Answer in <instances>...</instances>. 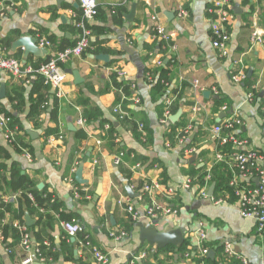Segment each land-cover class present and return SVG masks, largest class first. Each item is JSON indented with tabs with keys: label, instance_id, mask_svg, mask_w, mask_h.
Masks as SVG:
<instances>
[{
	"label": "crops",
	"instance_id": "1",
	"mask_svg": "<svg viewBox=\"0 0 264 264\" xmlns=\"http://www.w3.org/2000/svg\"><path fill=\"white\" fill-rule=\"evenodd\" d=\"M96 1L99 14L88 23L92 30L90 50L63 65L65 72L78 71L82 82L76 83L66 73V82L56 91L46 87L40 77L33 76L28 82L0 72V89L2 85L6 87V97L0 98V115L14 121L16 132L26 144L25 153L33 158L28 160L15 143L7 141L0 128V161L8 170L20 169L37 190L45 191L60 206L58 212L42 209L45 215L54 217L52 226H47L45 219L42 227L54 241H49V250L58 253V259L42 262L34 256L32 264H98L84 246L87 239L109 256V264H131L142 252L147 256L137 264H203L206 260L219 263L226 245L232 246L236 261L243 258L249 264H264V233L258 232L255 220L241 216L229 187L231 163L216 162L222 148L213 135L216 125L231 116L239 117L243 122L239 136L264 154V0H232L235 17L228 26L227 57H221L212 45L208 13L212 0ZM134 3L135 20L127 28L124 15ZM182 11L189 16L180 17ZM81 15L78 0H0V52L24 65H40L64 47L77 43ZM154 17L171 34L170 44L175 49L154 39ZM254 32L262 37L261 42L253 39ZM24 36L36 37L40 47L42 39L51 42L45 48L47 55L30 54L26 60L24 49L13 51L12 43ZM101 55H107V61ZM237 61L245 73L239 83L232 78ZM159 68L166 69L171 78L164 92L154 89L151 71ZM121 72L125 73L122 79L135 85L133 94L139 103L132 101L131 109L135 120L147 126L145 139H137L114 114L119 91L112 87V79L120 78ZM250 93L254 95L252 100ZM169 101L171 107H178L172 116L180 110L182 115L176 123L170 120L163 124ZM56 103L58 123L51 117ZM94 109L102 113L95 120ZM80 119H86L85 126L78 125ZM101 120L108 121L103 129ZM111 124L120 136L118 146L106 143ZM188 128L189 141L177 143ZM52 129H58L61 137L48 133ZM167 143H172L173 148H168ZM78 146H82L83 153L76 164L73 151ZM191 147L196 148L193 155L187 153ZM121 152L125 157L121 165H116L114 157ZM88 154L84 174L88 184L81 185L75 176ZM208 173L211 179L203 180ZM189 181V187H185ZM153 184L158 187L149 195L145 185ZM213 184V197L227 199L228 203L217 205L201 196L203 190L210 193ZM128 186L138 198L129 196ZM76 188L81 190V199L75 196ZM171 188L179 190L170 194ZM3 200L13 206L0 226V264H23L27 253L12 232L19 229L17 224L27 227L16 217L17 194L8 193ZM120 201H130L141 213L155 201L162 207L177 209L179 214L134 220ZM65 217L79 223L81 230L76 237H69L63 230L61 223L69 221ZM201 224L207 233L205 244L198 237ZM39 229L36 224L33 231ZM171 230V243L164 247L152 243ZM121 231L127 236L116 241L111 234ZM180 236L184 237L182 243L176 241ZM205 245L215 251L214 260L202 256Z\"/></svg>",
	"mask_w": 264,
	"mask_h": 264
},
{
	"label": "built area",
	"instance_id": "2",
	"mask_svg": "<svg viewBox=\"0 0 264 264\" xmlns=\"http://www.w3.org/2000/svg\"><path fill=\"white\" fill-rule=\"evenodd\" d=\"M82 15L77 22V28L80 31V36L77 43L74 46L67 47L64 50L56 52L50 56L48 60L40 65H24L21 61L7 57L0 52V72L6 71L25 81H30L31 77H40L45 81V84L53 90L60 91L61 87L67 80V74L63 69V65L72 58L82 57L85 51L90 47L92 39V30L88 23L93 21L99 14V8L96 0H78ZM208 13L211 17V33H212V45L214 49L219 53L221 57H227L229 54V42L230 33L228 26L234 20V13L232 11V0H212ZM189 16L187 11H182L180 17L187 18ZM154 39L162 43H166L169 48H172L171 34L167 31L166 27L160 22L158 17H154ZM253 39L255 41H262V37L254 32ZM41 47L46 48L51 45V42L47 40H40ZM176 47H173L175 49ZM161 65V62L159 63ZM240 61L234 63V70L232 71V78L235 82H241L245 79V73L242 69H239ZM125 76L124 72L120 73V78ZM149 80L152 81V76L149 75ZM132 89H135V85H132ZM252 93L249 94V99L252 100L254 97ZM126 99V97H124ZM134 104H138L139 100L133 98ZM172 102L169 101L164 112L162 123H169ZM228 107L225 105L223 111H227ZM114 113L119 115L121 119L125 117H131L130 113L123 108L122 103L114 108ZM264 117V106L262 108ZM139 130L142 132L143 139L146 138L147 132L145 124L136 121ZM87 123L86 119H80L78 121L79 126H85ZM12 120L9 117L0 115V128L5 132V138L11 143H15V132L16 130L11 127ZM243 125L242 120L239 117L231 116L222 123L216 125L213 129L214 137L219 141L220 150L217 153L216 162H225L227 160L231 163L233 170V177L229 182V187L233 191L235 203L240 209L241 216L246 219H253L257 223V230L259 233H264V154L254 148H251L248 140L239 136V130ZM190 129H186L178 138L177 143L183 144L189 141ZM100 144V143H99ZM168 148H173L172 143H167ZM228 149V150H224ZM196 152L195 147L188 148L187 153L193 155ZM25 157L32 161V156L29 152L25 153ZM125 153L121 152L114 157L116 165H121ZM96 164V163H95ZM94 164V165H95ZM94 168V167H93ZM203 180L208 181L211 179V175L208 173L203 175ZM190 181L185 185L189 187ZM158 187L157 184L145 185L144 191L151 195L153 191ZM179 188H171L168 192L175 194ZM80 189L76 188L75 196L81 199ZM203 198L213 201L215 204L228 203L227 199H216L210 196L207 190L201 192ZM32 198V196H31ZM120 201L121 205L126 204L125 209L132 215L134 220L140 218H148L150 220L158 218L160 215H173L177 216L179 211L174 208L162 207L155 201L151 202V205L144 213L136 211L130 201ZM62 228L69 237H76L81 230L79 223L76 220L63 221ZM22 233L21 246L26 251L27 256L23 261V264H32L34 256L39 258L40 261L46 262L47 258L42 255V251L37 243H34L33 237L27 227L16 225ZM198 231V237L202 244L207 241V233L203 228V224L200 225ZM1 235V233H0ZM111 236L116 240L120 241L127 236V233L121 231L119 233L112 232ZM46 247L51 246V242L45 241ZM84 246L88 247L95 260L98 264H109V256L104 253L101 248L95 246L90 240L84 242ZM10 252V251H9ZM202 256L205 258L209 255L210 249L208 247H202ZM225 254L227 260L219 263H211L205 261L203 264H249L246 259H237V263L232 262V258L235 257L231 245H226ZM147 256L145 252H142L137 259L133 260L131 264H137V261Z\"/></svg>",
	"mask_w": 264,
	"mask_h": 264
},
{
	"label": "trees",
	"instance_id": "3",
	"mask_svg": "<svg viewBox=\"0 0 264 264\" xmlns=\"http://www.w3.org/2000/svg\"><path fill=\"white\" fill-rule=\"evenodd\" d=\"M125 9L119 10V13L124 11ZM90 47L85 51H89L91 48ZM64 47L63 49H65ZM62 49V50H63ZM153 78H154V89L157 92H164L167 88L168 83H170L171 78L169 76V73L166 69L164 68H159L156 70L151 71ZM44 81V80H43ZM133 83L131 81L124 80L122 78H117L113 77L112 79V87L117 89L119 92L118 93V102L115 107H117L120 103H122L123 108L130 113L131 117H125L123 119L120 118L119 115L115 114L116 117L118 118L120 124L128 131H131L137 139H141L142 132L139 130L137 122L135 118L133 117L134 111L131 109L132 106V99L134 98L133 94V89H132ZM49 88V86H46ZM48 91V90H47ZM123 96L126 97V99H123ZM114 107V108H115ZM46 106H44V109L46 110ZM178 110L177 105L174 107H171V112L176 113ZM114 111V109H113ZM58 105H56L53 108V111L51 113L52 120H55L58 123ZM92 114L95 119H98L102 113L99 111V109H94L92 110ZM91 114V115H92ZM92 116L88 115V120L92 121L91 118ZM141 121H145L144 118L140 119ZM108 123L106 120H101L100 125L103 129L104 125ZM144 123V122H142ZM145 124V123H144ZM16 124L14 121H12L11 127L12 129L15 130ZM145 129L146 132L147 126L145 124ZM48 133L51 134H56L57 137H61L59 134L58 129H52L48 130ZM107 144L108 146H118L117 144V139L120 138L118 135L117 129H115L114 125L111 124V130L107 132ZM15 144L21 149L23 153L26 151V144L24 143L23 139L19 136L18 131L15 132ZM83 153L82 146L75 147L73 151V158L74 160H78L76 164L80 162L79 154ZM74 163L72 165V169L74 166H76ZM71 169V170H72ZM8 172H10V176L8 175ZM71 180H74V175L72 176ZM203 182V181H202ZM8 193H14L17 194V203H18V208L16 210V217L20 220V223L22 225L25 224V215L26 213H29L31 216L34 218H37L38 223L37 226L40 227L38 231H34V241L38 244L39 248L42 251V255L47 258L49 261L50 259L52 260H57L58 259V253H53L51 250H49V247H46L44 245L45 241H51L54 243L53 240H51L49 234L45 231V229L42 227L44 224V220L46 219L47 221V226H52L53 223H51L54 220V217L50 215H45L44 211L42 209H53L54 212H58L60 209V206L57 205L56 203L53 202L52 197L50 195H46L45 191H39L35 187L34 184L31 183L30 179L28 176L23 175L21 173L20 169H12L8 170L6 168V165L1 163L0 161V226L2 225L3 220L5 219V213L8 211L12 210V203H6L3 200V197L5 195H8ZM32 196V198H31ZM52 206V207H51ZM64 219V218H63ZM65 220H72L71 218ZM2 228V227H1ZM3 229V228H2ZM8 229V227L5 228V232ZM4 231V229H3ZM30 231V229H29ZM13 235L15 238L19 239V242L22 241V233L19 229L15 228L12 229ZM55 247V245H54ZM206 247V245L204 246ZM218 251V250H217ZM223 261L227 260L226 254H223ZM233 263H237L235 258H232Z\"/></svg>",
	"mask_w": 264,
	"mask_h": 264
},
{
	"label": "water",
	"instance_id": "4",
	"mask_svg": "<svg viewBox=\"0 0 264 264\" xmlns=\"http://www.w3.org/2000/svg\"><path fill=\"white\" fill-rule=\"evenodd\" d=\"M75 7H78V4L75 5ZM136 7H137V4L134 3L131 7L130 12L124 15V17L127 21V24H126L127 28H129L130 25L135 20ZM38 43H39V40L36 37L24 36V37L17 39L16 41H14L11 46H12L13 51H16L17 49H21V48L24 49V58L27 60L29 58L30 54H32L36 57H43V56L47 55L48 51L45 48H41L38 45ZM100 58L104 61H107L108 56L107 55H101ZM66 73L72 75L74 77L76 83L82 82V79L80 77V73L78 71L69 70ZM5 97H6V87H5V85H2L1 89H0V98H5ZM181 115H182V111L180 110L176 115H174L170 118L171 122L176 123L180 119ZM71 129L75 130V128L72 126H71ZM89 157H90L89 154L86 155L82 159V162L80 163V165L78 167V170H77L76 176H75V180L78 184H81V185L88 184V181L86 179H84V174H85V166L89 161ZM215 186H216L215 184L212 185V187L210 189V193H209L210 196H213ZM127 191H128V194L131 198L136 199L139 197L138 194L134 193V191L131 189L130 186L127 187ZM36 224H37V221L35 219H33L29 213H26L25 225L32 230L31 235L33 238L35 235L33 228L35 227ZM174 230H176V229H174ZM174 230H171V231H168V232L162 234L161 238L157 237L156 239L152 240V243L158 242L160 244V246H162V247L166 246L167 244L172 242V236L170 234H173ZM176 239H178L176 241H178L179 243H182L184 240V237L180 236V237H177ZM208 258L211 260L215 259V251L214 250L210 251Z\"/></svg>",
	"mask_w": 264,
	"mask_h": 264
}]
</instances>
